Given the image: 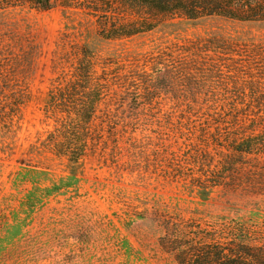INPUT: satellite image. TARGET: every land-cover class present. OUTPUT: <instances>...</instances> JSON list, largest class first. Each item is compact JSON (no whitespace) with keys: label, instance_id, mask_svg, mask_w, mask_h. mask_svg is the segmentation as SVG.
<instances>
[{"label":"trees","instance_id":"16d2710c","mask_svg":"<svg viewBox=\"0 0 264 264\" xmlns=\"http://www.w3.org/2000/svg\"><path fill=\"white\" fill-rule=\"evenodd\" d=\"M20 1L53 8L50 0ZM58 1L64 15L95 26L67 24L53 51L43 109L52 129L38 142L41 152L67 160L68 179L91 159L178 184L203 201L215 193L264 200V33L181 36L176 29L206 18L264 24V0ZM25 22L0 28V136L18 133L30 99L39 45ZM156 31L165 35L146 49L105 52L94 43ZM39 185L38 197L60 189ZM186 214L166 203L153 212L178 264L260 263L264 230Z\"/></svg>","mask_w":264,"mask_h":264},{"label":"rangeland","instance_id":"374dc122","mask_svg":"<svg viewBox=\"0 0 264 264\" xmlns=\"http://www.w3.org/2000/svg\"><path fill=\"white\" fill-rule=\"evenodd\" d=\"M13 2L0 0V28L24 19L39 45V54L20 129L16 135L0 136V264H178L163 248L158 218L153 215L163 203L208 224L238 222L264 230L261 198L215 193L203 201L178 184L116 170L91 159L82 163L76 180L68 179L67 160L41 152L38 142L52 129L43 109L54 77L53 51L67 24L82 23L92 31L95 26L85 16L64 15L58 0H50L52 9ZM176 29L181 36L250 31L259 36L264 24L206 18L184 22ZM163 35L156 31L117 44L102 39L94 43L105 52L115 45L146 49L151 39ZM28 170L42 174L28 175ZM36 182L42 188L57 184L60 189L38 197L33 194ZM259 254L257 264H264V250Z\"/></svg>","mask_w":264,"mask_h":264}]
</instances>
